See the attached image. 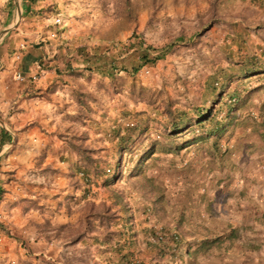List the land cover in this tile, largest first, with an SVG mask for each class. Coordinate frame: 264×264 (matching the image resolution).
<instances>
[{"label": "trees", "instance_id": "trees-1", "mask_svg": "<svg viewBox=\"0 0 264 264\" xmlns=\"http://www.w3.org/2000/svg\"><path fill=\"white\" fill-rule=\"evenodd\" d=\"M37 1L21 0L22 20L41 15L48 17L49 14H45L44 11L55 16L59 14L57 4L35 7ZM6 4L1 27L5 25L13 7L11 0ZM222 4L223 0H208L206 11L212 17ZM123 5L129 11L128 0H123ZM262 5L264 6V0ZM46 27L52 30L56 40L52 43L55 52L51 56H46V59L45 48L39 46L38 49L39 56H43L42 59L38 58L39 70L52 72L50 82L43 89V93L48 95L63 85H68V93L73 103L71 112L68 110L70 105H62L58 112L64 124L53 132L61 142L54 155L69 161L62 173L66 177V185L71 187V191L65 192L61 198L59 194L53 195L54 210L68 211L71 204L77 201L79 204L74 224L55 222L50 227H55L56 231L40 235L35 242L43 240L44 243H48L58 237V231L65 230L67 243L74 244L85 239V248L93 245L98 254L109 253V259L114 256L110 264H142L137 258H132L134 254L140 253L137 234L141 232L147 236L146 247L154 248L147 264H164L161 260L163 255L171 254V250L177 248L180 243L185 245L183 256H187V264H194L200 253L211 254L212 251H219L220 255L224 253L227 255L234 242L239 239L236 237L238 234H235L239 229L228 224L226 230L215 235H202L203 237L197 240L187 239L196 234L200 229L199 222L202 221L187 220L185 209L189 208L191 211L193 204L183 206L185 208L180 209L177 216L171 215L172 205L166 194V182H159L157 177L150 173V164H147V161H156L159 155H170L174 158L191 148L193 153L191 156L188 155V158L186 156L185 162L191 164L192 168L196 167L197 171L210 172L213 167L222 171L226 167L230 168L232 161L227 141L236 126L242 122L237 111L245 105L254 91L264 89V62L258 60L254 52L248 54L246 61L233 62L229 53L225 52L223 59L231 68L219 69L205 83L200 80L190 82L174 75L171 85L181 88V95H187L189 86H195L196 89L193 91L196 98L192 103L173 106L175 103L166 97L162 90L155 91L142 86L137 80V72L143 67L154 66L175 46H196L207 29H201L200 32L188 36L179 32L158 47L146 43L141 35L133 31L126 42L115 43L113 50H109L108 47L98 53L90 52L85 43L74 45L71 38H64L63 26L50 22ZM14 32L15 30L7 33L2 39V44H5L7 37ZM239 49L237 46L236 50ZM259 53L264 57V46L259 49ZM92 72L96 77L93 78ZM67 78L71 80V85ZM80 78L91 83L90 88L81 84ZM248 79L258 81L257 86L250 87ZM231 84H234V87L231 88ZM38 91V88L34 89L27 97L36 96ZM98 93L101 94L100 97ZM122 95L133 105L148 106L149 111L139 108L132 112L124 103L118 104L116 107L119 110L114 117L109 118L110 124L106 133L101 137L95 136L97 129L103 124L102 118L105 117L102 112L98 113L100 120L94 117L99 108L103 107L102 97L109 99ZM262 103L264 112V99ZM93 104L96 109L93 108ZM222 109H225V114L220 118L217 115ZM34 125H37L35 121L29 122L23 129ZM259 126L263 128L264 122L257 124L256 120H252L254 130ZM9 140L10 135L0 128V145ZM49 150L48 145L41 148L36 158V166L40 165L45 152ZM182 159L181 157V161ZM169 163L173 170L178 160H170ZM191 171L186 174L188 178L192 176ZM219 181L224 180L216 178L215 183ZM98 184L104 189L105 198L95 202L91 197L94 195L92 186ZM185 189L190 191V194L187 193L188 198L199 199V193L191 195L193 191L188 185ZM194 190L198 192L199 189L195 187ZM200 190L203 191L200 196L207 193L202 186ZM231 191L226 188L225 192L232 195ZM3 192L4 189L0 186V201ZM129 192L137 194V203L141 204V211L152 216L151 219L148 216L142 218V221L133 219L138 208L130 206L131 200L127 197ZM39 198H45L42 192H38V196L35 197L25 196L18 199L13 205L19 204L24 210V215L32 210L37 211L43 224L48 226V218L43 213L45 206L43 202H38ZM28 200L31 204L27 208ZM204 207L209 211L210 203L206 202ZM260 217V221L264 223V212ZM161 221L162 224L155 225ZM241 228L244 230L249 227ZM66 259L67 264H87L82 258H79L80 262L77 263Z\"/></svg>", "mask_w": 264, "mask_h": 264}, {"label": "rangeland", "instance_id": "rangeland-1", "mask_svg": "<svg viewBox=\"0 0 264 264\" xmlns=\"http://www.w3.org/2000/svg\"><path fill=\"white\" fill-rule=\"evenodd\" d=\"M8 1L0 0V56L3 45L2 39L6 35L2 34L1 31L7 26L13 25L18 19L15 4L11 0L13 3L12 10L5 25L1 27ZM207 1L128 0V11L123 5V0H38L35 7L55 3L59 7V14L55 16L44 11L45 14H49L48 17L44 15L30 17L32 18L31 21L27 20L26 23L32 22V25L28 26L22 25L24 21L19 20L17 22L15 27L9 31L15 30V32L6 39L9 49L8 57L12 58L11 68L2 73L3 63L0 61V74L12 76L16 69L23 71L21 57L16 59L14 56L25 50H27L26 54H31L33 59H36L35 64H33L34 70L36 72L43 71L39 70L38 67L39 59L43 58L42 55L39 56V46L45 48L44 59L55 52L52 43L55 42L56 38L52 30L46 27L50 22L63 26L65 31L62 36L71 38L74 45L85 43L90 52L98 53L108 47L109 50H113L115 43L126 42L127 39H130L133 31L141 35L146 43L158 47L167 43L179 32L188 36L200 32L201 29H207L200 38V43L196 46H175L154 66L143 67L137 72V80L142 86L155 91L162 90L164 95L175 103L173 106H179L186 102L192 103L196 98L193 91L196 89L195 86H189L187 95H181V88L171 85V79L174 75L190 82L200 80L205 83L219 69L228 70L231 68L223 59L225 52L229 53L233 62L246 61L251 52L255 53L258 60L264 62V57L259 53V49L264 46V6L262 0H223L222 6L212 17L206 11ZM16 3L20 8L21 0H16ZM55 19L58 22H55ZM16 28L20 29L21 33ZM23 30H26V33ZM20 43L22 48L19 47ZM237 46L240 47L238 51L236 50ZM92 76L94 78L96 74L92 72ZM93 78L91 82H93ZM68 80L69 85H71V80ZM79 82L88 88L91 86V83L85 82L82 78L79 79ZM248 83L250 87H254L257 86L258 81L248 79ZM230 87H234V84H231ZM68 88V85H63L48 95L44 94L42 89V92L39 93L41 98H34L32 101L35 105L34 112L36 110V114L33 113L32 116L28 117L35 119L37 125L21 130L25 131L21 137L25 138L24 141L28 139L41 140L42 146L48 145L50 148L49 151L45 152L43 162L41 161L39 166L28 167L26 174L22 176L23 180H34L28 181L26 184L33 182L39 184L37 191L40 190L39 192H42L45 198H39L38 202H43L45 206L43 213L47 216L49 225L43 224L41 216L35 210L30 211L28 214L31 215L28 216V214L24 215V210L19 204L11 206L9 211H6V206L2 205L0 207V224L2 226L0 228V264H67L66 258H69L73 263L80 262L79 258H82L86 263L94 258L95 260L98 258L96 260L98 264H102L104 261L102 257L105 258V255L99 256L93 245L84 247L85 239L74 244L67 243L65 230L58 231V237L51 239L48 243H44L43 240L35 242L40 235L56 231L55 227H50L51 224H55V222L74 224L76 218V208L79 201L75 202V205L71 204L68 211L63 209L58 211L54 210L55 201L53 199V195L59 194L61 198L65 192L71 191V187L66 185V177L62 173L66 170L69 161L64 158L59 159L58 156L54 155L56 149L61 146V142L53 135V132L64 124L61 120V114L58 112L62 105H70L68 110L69 112L72 111L73 103ZM263 94L264 89L254 91L245 105L237 111L238 118L242 122L236 126L227 141L230 145L229 156L232 161L230 168L226 167L222 171L213 167L210 172L197 171L196 167L193 166L192 168L191 164L188 165V162H185L188 155L191 156L193 153L191 148L182 151L179 153L182 155H176L174 158L170 155H159L160 160L158 158L153 162L147 161V164H150V173L152 172L159 182H166V194L172 205L171 215L177 216L179 210L185 208L183 206L188 207L193 204L191 211L189 208L185 209L188 221L203 219L214 222L220 221L221 223L226 220V216L222 212L224 203L233 208L234 211L239 206L247 210L248 217L254 221V224L249 225L252 229L246 230L247 234H258L261 238L264 236V223L260 221V215L264 212V127L259 126L256 130L252 127V120H256L257 124L264 122ZM98 95L101 96L100 93ZM102 100L103 107L99 108V111L94 115L96 119L100 118L98 117L99 112L105 115L102 118V126L95 133V136L98 137L106 133L107 126L110 124L109 118L114 117L119 110L116 107L118 104L124 103L126 108L132 112L139 108L149 111L148 106L133 105L123 95L113 96L109 99L102 97ZM93 108L96 109L94 104ZM31 110L33 112V109ZM224 114L225 109H222L217 116L221 118ZM0 121L2 120L0 119ZM41 128L45 131H42ZM181 157L183 158L182 161ZM168 158L178 160L173 170ZM55 168H58L57 171H52ZM190 170H192V176L188 178L186 174ZM216 178L224 181L215 183ZM187 185L192 188L193 193L191 195L195 196L196 193H199L198 200H195L197 197H194L195 199L193 197V199L188 198L187 195L190 194V191L185 189ZM201 186L204 188V192L207 191L203 196H200V193L203 192L200 190ZM195 187H198V192L194 190ZM225 187L234 193L232 195L226 194ZM92 191L94 195L91 197L95 202L105 198L104 189L100 184L92 186ZM136 196L135 192H129L127 195L131 200L130 206L138 208V211L134 212L133 219L142 221V218L146 216L151 219L152 216L141 211V204L137 203ZM18 199L14 198L13 202L16 203ZM206 202L210 203L209 211L204 207ZM30 204L31 201L28 200L26 207H30ZM226 213L230 214L232 211L229 209ZM242 229L239 228L236 234L241 235ZM154 239L153 237L152 240ZM238 245L239 241L234 244V247L237 248ZM41 259L43 260L41 261Z\"/></svg>", "mask_w": 264, "mask_h": 264}, {"label": "crops", "instance_id": "crops-1", "mask_svg": "<svg viewBox=\"0 0 264 264\" xmlns=\"http://www.w3.org/2000/svg\"><path fill=\"white\" fill-rule=\"evenodd\" d=\"M31 19L32 18H25L22 20L20 15V21L25 22H23L22 25H32V22L26 23L31 21ZM23 31L26 33V30ZM18 32L21 33V30L18 29ZM7 49L8 44H3L0 56V61L3 63L2 73L11 68L12 58L8 57ZM26 52L27 50L22 53H17L23 61V64H21L23 71L18 69L14 70V72L19 71L25 76V79L22 82L16 81L14 73L12 76L0 74V119L11 131V135L9 134L10 140L0 145V186L4 189L2 200L0 201V207L5 205L6 211H9L11 206H14V198L21 199L25 196L35 197L38 196V192L40 191H37L39 184H36L35 182L32 184H26L28 181L34 180L31 179L26 181L23 180L24 178L22 176L26 174L25 172H27L28 167H33L35 162H37L36 158L43 147V142L36 139H28L27 141H24L25 138L21 137L22 133L25 131L21 130L23 129V126L29 122L35 121L33 118H28L32 116L33 113L36 114V110L34 112L35 105L32 101H34V98H41L39 93H41L45 85L50 82L52 72L41 71L43 73L41 77L34 79L29 77V71H35L33 64H35L36 59H33V56L31 54H26ZM36 88L39 90L36 93L37 95L27 97L29 92ZM24 91L27 93H24ZM31 109H33V112ZM0 128L2 127L0 126ZM5 146L7 147L5 148ZM41 161L43 162V159ZM232 193L234 192L231 191V194ZM39 203H41V201H39ZM229 209L232 211L230 214L226 213ZM222 212L226 216L225 221L223 220V222L220 223V221L214 222L213 220L206 221L200 219L202 221L199 222L200 229L199 226L196 225L199 230L196 231L194 236H190L187 239L197 240L201 238L202 235H215L226 230L228 224L236 226L237 229L242 226L250 228L251 226L249 225L254 224V221H251L248 217V211L240 208L239 206L238 208L236 207V211H234L233 208H230L224 203L222 206ZM163 221L155 225L162 224ZM249 228L242 230L241 235H236L239 239H237L234 244L239 241V245L235 248L233 244V247L228 251L227 255L225 253L220 255L219 251H212L210 255L200 253L195 258L194 264H264V236L261 238L258 234H247L246 230H249ZM137 237L140 253L134 254L132 258H137L142 262V264H147L150 256H152L154 252V248L149 246L146 247L147 245L145 241H148V239L147 236H144L141 232H138ZM171 252V254H164L161 258L164 264H176V262L179 264H187V256H183V252H185L184 244L180 243L179 246L171 250ZM103 254L105 255V258L102 257L104 260L102 264H110L114 256L109 259V253H101L98 255L101 256ZM179 254L182 255L179 256ZM97 259L98 258H96V260ZM96 260L94 258L91 259L90 262L98 264ZM90 262H87V264H90Z\"/></svg>", "mask_w": 264, "mask_h": 264}, {"label": "built area", "instance_id": "built-area-1", "mask_svg": "<svg viewBox=\"0 0 264 264\" xmlns=\"http://www.w3.org/2000/svg\"><path fill=\"white\" fill-rule=\"evenodd\" d=\"M55 22H58V20L57 19H55ZM19 47H22V44L20 43L19 44ZM16 59L17 58H19V54H15V56H14ZM36 73H37V75H36ZM29 77H31V78H38V77H41L42 75H43V73L41 72V71H39V72H36V71H29ZM14 77H15V79H16V81H18V82H22L24 79H25V76L21 73V72H19V71H15L14 72ZM156 239H159V238H156Z\"/></svg>", "mask_w": 264, "mask_h": 264}, {"label": "water", "instance_id": "water-1", "mask_svg": "<svg viewBox=\"0 0 264 264\" xmlns=\"http://www.w3.org/2000/svg\"><path fill=\"white\" fill-rule=\"evenodd\" d=\"M14 4H15V9H16V12H17V21L11 25V26H7L6 28H4L1 33L2 34H7L12 28L15 27V25L17 24V22L20 20V15H21V12H20V8L18 6V4L16 3V0H13ZM0 126L8 133L11 135V131L10 129L2 122L0 121Z\"/></svg>", "mask_w": 264, "mask_h": 264}]
</instances>
